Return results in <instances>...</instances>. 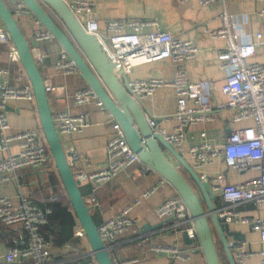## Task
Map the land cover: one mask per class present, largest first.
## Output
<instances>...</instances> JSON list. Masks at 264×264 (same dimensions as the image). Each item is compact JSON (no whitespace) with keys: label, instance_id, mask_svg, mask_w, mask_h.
Segmentation results:
<instances>
[{"label":"built area","instance_id":"2783aa9c","mask_svg":"<svg viewBox=\"0 0 264 264\" xmlns=\"http://www.w3.org/2000/svg\"><path fill=\"white\" fill-rule=\"evenodd\" d=\"M228 0H197L200 6L212 3H221ZM264 1V0H258ZM13 17L22 20L30 30L32 41L37 45L31 47L34 61L38 65L43 61V54L39 50V44L55 42L53 35L47 31L33 13L21 2L9 3ZM73 15L78 19L84 31L98 38L106 54L113 65V73L118 77L124 90L138 104L162 87H171L176 96V112L174 118L177 121L173 132L165 134L156 131L154 117L147 119V124L153 133L161 134L165 141L174 148L181 149L186 130L201 122L214 120L212 101L209 94L218 92L226 98L225 103L217 106V109H228L233 112L232 122L239 123L252 120L253 126L233 131L224 140L221 148H213L206 140L205 134H201V142L187 150L192 162L191 167L201 181L210 185L211 193L217 194L221 205L216 208L217 218L224 224L249 225L259 234L261 249L256 253L247 252L240 242L228 243L236 264H245L252 256L260 257V264H264V218L253 219L241 217L236 210L239 205L252 203L260 206L264 203V66L250 62L256 52V48L264 47V30L258 32L249 40L244 41L237 32L239 26L249 22L250 16L243 15L240 21L236 16L228 14L225 10L220 14L221 27L213 38H221L225 42L223 50L217 54L218 67L224 72L223 83L218 86L214 82L205 84L190 82L187 78L186 64L197 57L200 50L197 44L191 40H182L172 36L168 32L155 30L143 33L146 26L156 25L155 21L140 19H120L108 21L104 34L99 31L97 22L91 17L94 11V3L87 0H74L67 4ZM256 18L264 16V8L253 14ZM81 19H84L82 22ZM208 31L205 30V33ZM0 44L8 48V59L11 62H19L16 48L12 44L4 28H0ZM167 60L171 63L173 76L171 82L150 78L146 80H131L127 75L134 67ZM54 70L61 75L79 73L75 63L62 50L54 63ZM6 71L0 69V75ZM47 93L54 91L53 86L44 81ZM12 100H27L35 103L34 94L30 83L21 88L8 87L0 81V181L14 182L18 190V205L14 206L7 197L0 198V225L4 227L18 226L17 234L13 239V246L5 254L0 256V264H14L22 260H29L32 264H48L50 260L51 242L44 239L41 229L48 222L51 210L39 209L33 205L28 196L20 192L16 172L24 168L41 169L51 167L56 171L51 152L48 148L45 136L41 128L23 130L14 135H7L9 125L6 118L7 105ZM75 105L93 104L100 110H105L102 102L90 88L80 89L72 95ZM191 101L193 106H188ZM55 129L60 136H70L82 132L89 125L86 114L72 115L67 109L52 114ZM112 135L105 143L106 165L94 174H76L78 184L93 182L101 185L110 182L120 172L139 165V172L145 174L148 167L142 165L138 155L134 153L125 139L120 125L114 120L108 121ZM14 143V145H11ZM13 148L14 152L10 153ZM176 150V149H175ZM223 157L228 169L239 173L257 171V177L244 184H227L224 175L209 177L203 167L210 164L214 158ZM76 160L72 152L70 156ZM68 157V158H69ZM168 184L164 179L160 184ZM157 190V185L152 186L130 205L126 206L116 215L103 220L97 231L100 239L108 252L115 244L117 237L132 226L135 221L131 217L133 208L140 205L142 200L148 199ZM62 195L67 197L63 189ZM52 202L57 197L50 199ZM88 207H97L94 198L84 200ZM156 215L161 220L172 223V227L179 228L191 241L185 249L177 246H151L154 253H166L173 260L188 262L194 250L199 246L196 240V232L193 218L183 201L174 195L155 209ZM74 216L73 236L83 240L86 246L85 258L89 264H97L78 220ZM69 248V244L66 245ZM136 260H125L118 264H132ZM61 264V263H60Z\"/></svg>","mask_w":264,"mask_h":264},{"label":"crops","instance_id":"0c3cea01","mask_svg":"<svg viewBox=\"0 0 264 264\" xmlns=\"http://www.w3.org/2000/svg\"><path fill=\"white\" fill-rule=\"evenodd\" d=\"M66 4L74 0H63ZM94 3V11L91 17L97 22L99 31L103 35L105 25L111 20L140 19L155 21L156 25L146 26L143 33L160 30L168 32L172 36L182 40L195 42L200 50L196 58L189 60L186 64L187 78L190 82L205 84L214 82L218 86L223 83L225 74L218 67L217 54L223 50L225 42L221 38H213L221 27L220 14L225 10L228 14L236 16L238 22L243 15L250 16L249 22L239 26L237 32L244 41L249 40L258 32L264 30V16L256 18L255 11L264 8V1L258 0H228L224 5L212 3L200 6L197 0H87ZM82 22L84 19H81ZM18 24L26 39L32 41L30 30L22 20ZM0 28H4L0 22ZM205 30L208 32L205 33ZM39 50L43 54V61L38 68L44 81H48L54 91L48 93V103L51 113L68 110L72 115L86 114L89 125L77 134L60 136L62 146L67 154L74 153L76 160L68 158L71 170L76 174H94L106 165L105 143L111 137L112 131L108 121L113 117L106 111L96 108L93 104L75 105L72 101L74 92L89 88L80 73L61 75L54 70V63L62 51L57 42H44L39 44ZM250 62L264 66V47L256 48L255 55ZM0 69L6 71L0 75V81L8 87L21 88L29 83L20 62H11L8 59V48L0 44ZM173 76L172 65L169 61H159L134 67L127 75L131 80H146L150 78L161 79L171 82ZM208 99L212 101L214 120L201 122L190 126L183 137L181 149L176 151L191 166L192 162L187 150L201 142L200 135L205 134V140L213 148H221L224 140L233 131L253 126L252 120L239 123L232 122L233 112L228 109H217V106L225 103L226 98L218 92L209 94ZM146 120L154 117L156 120V131L171 134L177 125L174 118L176 112V96L171 87L157 89L152 96L147 97L139 104ZM188 106H193L189 101ZM6 118L9 125L7 135L30 129H39L40 123L36 105L27 100H12L6 109ZM230 132V133H229ZM11 145H14L12 143ZM14 149H10V153ZM166 159L183 172L184 177L189 179L187 172L164 152ZM3 154H0V159ZM139 165H134L120 172L110 182L96 185L93 182L79 184V190L84 200L94 198L97 207H91L90 214L93 216L96 227L110 218L126 206L130 205L136 198L152 186L157 185V190L140 205L133 208L131 217L135 221L134 226L117 237L115 244L109 250V255L114 264L125 260H136L132 264H206L201 252L194 250L188 262L173 260L166 253H154L151 246H177L185 249L181 230L172 227V223L157 217L155 209L168 198L176 195L169 184H160L162 179L158 174L148 170L145 174L139 172ZM203 171L211 178L224 175L227 184L239 185L248 182L258 176L257 171L239 173L228 169L222 156L214 158L210 164L203 167ZM20 192L28 196L30 202L39 209L54 210L57 204H67L73 215L72 207L67 197L62 195L63 186L55 170L51 167L32 169L24 168L16 172ZM218 197L217 194H214ZM7 197L14 206L18 205V190L14 182L0 181V198ZM57 197L52 202L50 199ZM221 205L220 198L215 203V208ZM236 210L241 217L263 219L264 203L260 206L252 203L239 205ZM62 217L51 219L42 227L45 239L51 242L50 260L48 264H80L85 261L86 246L83 240L74 238L67 239L71 230L65 224ZM156 229H152L158 224ZM147 227V229H143ZM231 230L239 232L243 240L245 250L256 254L260 249L259 234L249 225L230 224ZM18 226L4 227L0 225V256L13 246V239L17 234ZM47 240V241H48ZM232 240H229L231 242ZM219 243L218 250L223 264L225 257L223 248ZM69 244V248H67ZM224 260V261H223ZM14 264H32L29 260H22ZM245 264H260L258 255L252 256Z\"/></svg>","mask_w":264,"mask_h":264},{"label":"water","instance_id":"95a60500","mask_svg":"<svg viewBox=\"0 0 264 264\" xmlns=\"http://www.w3.org/2000/svg\"><path fill=\"white\" fill-rule=\"evenodd\" d=\"M16 1H21L33 13L75 63L88 87L120 125L128 146L138 155L140 163L164 179L183 201L193 218L199 246L197 252L202 253L205 263L220 264L214 241L216 236L228 264H236L228 243L229 240L242 241L243 236L217 218L214 206L216 196L211 193L209 183L201 181L175 148L168 144L161 134L153 133L149 128L142 108L127 94L118 77L113 73L112 62L98 38L84 31L63 0H0V22L16 48L19 62L31 85L40 127L53 157L56 172L97 264L114 263L99 237L97 227L90 215L91 208L86 205L80 193L79 184L68 162L70 154L65 152L55 129L44 80L30 50L37 45L33 41L28 42L11 13L9 3ZM42 5L56 14L60 27L46 13ZM164 152L170 154L187 172L191 182L188 183L178 168L166 159ZM161 225L160 223L152 229ZM182 237L185 244H191L185 233Z\"/></svg>","mask_w":264,"mask_h":264},{"label":"trees","instance_id":"16d2710c","mask_svg":"<svg viewBox=\"0 0 264 264\" xmlns=\"http://www.w3.org/2000/svg\"><path fill=\"white\" fill-rule=\"evenodd\" d=\"M42 7L46 11V13L52 18V20L60 27V25L58 23V17L56 16V14H54L52 11H50L49 9H47L45 7V5H42ZM182 170L185 172V170L183 168H182ZM180 173L183 175V172L182 171H180ZM183 177H184V175H183ZM184 178L186 179V177H184ZM189 179H190V177H189ZM186 180H187L188 183L191 182V179H190V181H188V179H186ZM217 202H218V197H216V199L214 201V205ZM58 217H62L64 219L63 222L65 224H67L71 230L73 229V226H74V216L69 211V206L67 204H57V205H55L54 206V210H52V213L48 217V222L47 223H49V221H51V219H53V218H56L57 219ZM91 217H92V220H93L94 224L96 225L95 220H94V218H93L92 215H91ZM41 232H42V235H43L42 229H41ZM71 236H73V232H71V235H69V237H67V239H70ZM43 237L45 239V236L44 235H43ZM45 240H48V239H45ZM215 247H216V245H215ZM216 251H217V254H218V258L220 260V264H222V259L220 258L219 250L217 249V247H216ZM224 257H225V259H224L225 260V264H228V261H227V258H226L225 253H224ZM84 262H86V264H89V259L88 258H85V261Z\"/></svg>","mask_w":264,"mask_h":264},{"label":"flooded vegetation","instance_id":"af4514ba","mask_svg":"<svg viewBox=\"0 0 264 264\" xmlns=\"http://www.w3.org/2000/svg\"><path fill=\"white\" fill-rule=\"evenodd\" d=\"M214 241H215V245H216V247H217V249H218V246H219V241H218V239H217V237L215 236V238H214ZM222 264H223V262H222Z\"/></svg>","mask_w":264,"mask_h":264}]
</instances>
